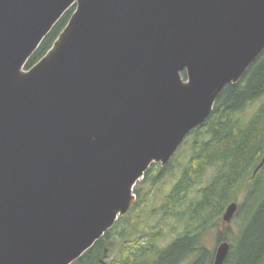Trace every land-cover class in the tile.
<instances>
[{
	"label": "water",
	"instance_id": "95a60500",
	"mask_svg": "<svg viewBox=\"0 0 264 264\" xmlns=\"http://www.w3.org/2000/svg\"><path fill=\"white\" fill-rule=\"evenodd\" d=\"M263 53L264 0H0V264L80 260Z\"/></svg>",
	"mask_w": 264,
	"mask_h": 264
},
{
	"label": "trees",
	"instance_id": "16d2710c",
	"mask_svg": "<svg viewBox=\"0 0 264 264\" xmlns=\"http://www.w3.org/2000/svg\"><path fill=\"white\" fill-rule=\"evenodd\" d=\"M75 8L70 9L43 41L37 52L26 66L32 69L52 49L72 17ZM186 78V74H184ZM264 98V53L251 66L247 74L237 85H229L218 98L214 111L205 125L194 130L186 139L177 155L170 163L172 171L180 169L181 177L173 191L162 205L165 218L179 220L205 217V226L221 216L225 208L237 201V189L245 180L252 178L253 173L264 159V102L255 116L247 124L243 123L242 114L255 101ZM183 157V162L178 161ZM178 165L175 166V162ZM210 170L215 175L206 188L196 192L198 198H190L191 192L200 186ZM166 170L163 171V173ZM149 173V172H148ZM147 173V174H148ZM162 173V174H163ZM261 176V177H259ZM250 178V180H251ZM250 189L238 211L246 215V224L235 245L231 247L225 264H264V167L257 180L250 183ZM139 199L132 211L142 209L144 202L140 191L135 189ZM186 206L190 209L188 217L180 210ZM253 207V211H249ZM120 221V220H119ZM117 222L90 251L74 264H102L105 261L106 249L109 248L114 232L119 228ZM138 221L129 225V231L137 229ZM144 234V233H143ZM141 234L142 239L150 240L149 246L131 250L126 247L123 257L110 264H177L187 256V246L197 236L186 235L164 251H154L155 235ZM154 234V233H153ZM220 240L227 241L225 235ZM152 244V245H151ZM197 264H208V252L199 249Z\"/></svg>",
	"mask_w": 264,
	"mask_h": 264
},
{
	"label": "rangeland",
	"instance_id": "374dc122",
	"mask_svg": "<svg viewBox=\"0 0 264 264\" xmlns=\"http://www.w3.org/2000/svg\"><path fill=\"white\" fill-rule=\"evenodd\" d=\"M263 102L264 98L255 101L247 108L245 113L242 114L244 124H247L252 120L256 112L262 106ZM178 161H181L182 163L184 161L183 157H180ZM178 161L175 162V166L179 164ZM170 163L164 168L160 163L152 165L149 173L146 174L145 179L141 182V184L137 185L135 189L140 191V199H142L145 204L142 209L132 211V208L127 215L120 219L121 223L119 224L117 231L114 232V235L112 236L110 246L106 249L105 261H103L102 264L115 263L120 260L123 257L122 252L123 250H126V247H129L131 250H135L137 247L149 246L150 240L142 239L141 237V234L143 233V235H155V239H153L154 241L152 242L154 244V251L156 249L157 251H164L177 240L184 238L186 235L191 234L192 237L197 236L199 237L197 247L202 249V251L208 252V264H212L214 258L216 257L217 248L220 245L219 238L222 235L226 236V242L230 243L231 247L235 245V242L245 228L246 215L237 213L236 217L229 225H224L222 220L223 215L230 204L225 208L221 216L210 221L209 224H206L205 226L201 225L204 224V220L207 215L194 220L189 214L190 209L188 206L180 210V212L187 214L188 217L190 216L189 222L188 219L185 218L179 220L173 217H164L165 215L162 211V205L166 202L167 196L173 191L182 173L180 169L172 171L170 169L172 163L171 165ZM164 170L166 171L163 173ZM214 175V170H210L207 173L201 185L197 186L191 192L190 198L192 201L198 198L196 192L199 189L206 188L210 184ZM250 178L251 177L242 182L237 189V191H239V196L235 202H238L239 210L250 189ZM136 196L138 200L139 195L136 194ZM253 210V207L249 209V211ZM135 221H138L137 229L134 232H127L126 235H121L123 231H129V225ZM193 260H195V257L190 258L184 264H189V262Z\"/></svg>",
	"mask_w": 264,
	"mask_h": 264
},
{
	"label": "flooded vegetation",
	"instance_id": "af4514ba",
	"mask_svg": "<svg viewBox=\"0 0 264 264\" xmlns=\"http://www.w3.org/2000/svg\"><path fill=\"white\" fill-rule=\"evenodd\" d=\"M259 173L257 174V176L255 178H253V177L251 178L250 183H254L257 180V177H258ZM221 242H224V240L222 239V240L219 241L220 244H221ZM188 244L189 245L187 246L188 248H187V251H186V253L188 252L187 256L184 259L180 260V262H178L177 264H184L190 258H193V257H195V260L190 261L189 264L190 263L191 264H197L198 263V261H199V248L197 247L198 241L195 242L194 240H192ZM214 260H215V258H214ZM165 264H167V263H165ZM212 264H214V261H213Z\"/></svg>",
	"mask_w": 264,
	"mask_h": 264
}]
</instances>
